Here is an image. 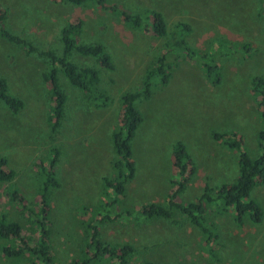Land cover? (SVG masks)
<instances>
[{"label": "rangeland", "instance_id": "374dc122", "mask_svg": "<svg viewBox=\"0 0 264 264\" xmlns=\"http://www.w3.org/2000/svg\"><path fill=\"white\" fill-rule=\"evenodd\" d=\"M121 10L139 16V25L124 21ZM0 11V78L6 92L22 101L13 114L0 100V158L14 173L12 180L0 184V216L16 221L25 235L36 236L32 212L52 164L58 186L47 193L46 228L53 264L79 258L88 233L85 224L100 216L105 218L96 224L99 238L117 248L129 245L128 264H264V184L249 193L262 210L258 223L245 214L237 225L231 208L220 213L219 202L204 203L203 216L210 221L205 226L215 235L209 240L177 210L168 217L139 212L151 202L166 206L177 143L194 165L178 196L182 203L195 201L204 187L231 182L237 175L236 152L214 140L211 132L235 131L242 136V147L256 153V134L264 126L250 82L257 76L264 79L263 0H104V7L92 0L80 5L0 0ZM154 12L164 21V35L145 29ZM76 17L82 19L77 42L102 44L112 69L72 51L71 62L98 70V87L93 96L83 93L57 70L66 100L53 127L41 52L59 54L60 29ZM177 24L186 28L179 30ZM147 70L153 72L149 97L134 102L141 116L130 141L134 176L124 195L116 196L104 187L103 178L115 172L111 132L118 124L119 97L142 87ZM98 93L107 103L94 107L100 102ZM13 190L32 212L9 200ZM6 242L0 239V264L36 261L27 254L5 257L1 246ZM109 260L102 256L95 264H115Z\"/></svg>", "mask_w": 264, "mask_h": 264}, {"label": "trees", "instance_id": "16d2710c", "mask_svg": "<svg viewBox=\"0 0 264 264\" xmlns=\"http://www.w3.org/2000/svg\"><path fill=\"white\" fill-rule=\"evenodd\" d=\"M64 3L80 5L87 0H57ZM97 6L104 7V0H92ZM264 1V0H263ZM120 14L124 21L132 26L140 23L137 15L129 14L123 10ZM3 18V12L0 11V20ZM82 26V19L79 17L69 21L60 29V39L62 49L57 54L53 50L42 51V57L45 58L47 68L42 74L45 82L50 88V111L53 115V127L59 124L64 103L66 100L65 93L61 90L57 78V70H61L71 85L78 87L83 93L94 95L92 90L98 87L99 75L98 70L92 66H79L70 61L72 51H76L80 55L89 56L102 68L112 69V64L108 53L104 46L100 43H81L77 42L78 34ZM179 30L186 28L185 25H176ZM146 30L160 36L165 34L164 21L157 12L152 13V21L146 25ZM9 39H15L6 33ZM163 56L158 58V62L163 64ZM217 70V66H212ZM153 72L146 71L143 79V85L139 89L133 91H124L119 99L121 107L118 115V124L111 132V147L113 158L111 161L112 169L115 170L112 176L103 178V185L107 190L112 191L116 196H122L125 193V184L134 176V164L131 160L130 141L134 132L141 121V116L137 111L134 102L139 99L149 97L148 78ZM166 75L162 77L161 83L166 80ZM216 75L215 80H219ZM218 82V81H217ZM95 86V87H94ZM94 87V88H93ZM251 93L257 99V106L260 108L262 126H264V79L261 76L254 77L250 82ZM86 95V94H85ZM100 102L94 107H100L107 103V98L98 93L96 95ZM0 100L6 108L13 114H16L22 107V101L6 92V84L4 79L0 78ZM257 151L254 155H250L242 147V136L235 131H213L211 137L218 140L227 148L234 150L237 154L236 165L237 175L231 182L221 183L213 187H204L199 198L195 201L182 203L178 201V196L186 188V184L194 173V165L191 157L185 151L183 144L180 142L175 145V149L171 158V167L173 170V179L171 180V188L167 193L166 206L158 203H148L139 207V212L145 217H168L173 210H177L181 215L185 216L190 223L198 227L201 231L208 234L207 240L213 235L205 225L207 220L203 216L205 214L204 203L213 201L220 204L222 208L220 213L226 212L228 209L234 211V221L237 225L242 224L245 214L253 223H258L262 218V210L259 204L250 198V190L258 185L264 184V128L257 131ZM56 150V148H55ZM56 153V151H55ZM112 156V155H111ZM5 159L0 158V184L9 182L13 178V171L6 169ZM45 181L41 187L39 202L35 211H30L22 202L23 197L17 191L10 193L9 200L21 207V210L32 212L37 227L36 236H27L22 232L21 226L13 220H7L4 216H0V239L7 241L1 246V252L5 257L20 258L24 254L29 255L36 261L29 264H53V253L48 243L49 229L46 228L48 221L47 199L48 191L52 187L58 186V181L54 176L52 164L46 168ZM117 201V198L114 199ZM112 200V202H114ZM20 203H23L22 205ZM109 205V203H106ZM104 216L99 218H90L86 222L87 230L86 239L84 240L83 249L78 259H71L65 264H95L102 256H107L115 264H128V256L132 251L131 247L123 244L117 248L114 245L103 242L99 238L97 222L104 220ZM210 222V221H209ZM208 222V223H209ZM210 226V224H208ZM213 227V223H211ZM204 233V234H205ZM149 264V263H145Z\"/></svg>", "mask_w": 264, "mask_h": 264}]
</instances>
